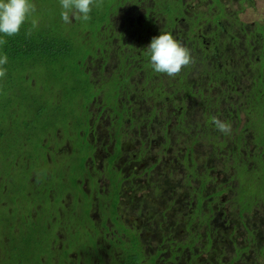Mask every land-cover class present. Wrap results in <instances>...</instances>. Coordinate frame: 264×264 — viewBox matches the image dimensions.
<instances>
[{
    "label": "flooded vegetation",
    "instance_id": "obj_1",
    "mask_svg": "<svg viewBox=\"0 0 264 264\" xmlns=\"http://www.w3.org/2000/svg\"><path fill=\"white\" fill-rule=\"evenodd\" d=\"M117 1L92 26L66 24L81 41L76 53L70 42L59 47L72 58L63 70L74 81L71 116L34 141L33 160L7 162L18 191L55 179L4 206L18 212L14 222L42 223L45 253L30 264H264V108L255 104L264 99V10L255 0ZM161 32L190 50L176 76L151 65L147 47ZM40 88L43 107L64 103ZM20 225L1 227L0 264L13 238L28 234Z\"/></svg>",
    "mask_w": 264,
    "mask_h": 264
},
{
    "label": "trees",
    "instance_id": "obj_2",
    "mask_svg": "<svg viewBox=\"0 0 264 264\" xmlns=\"http://www.w3.org/2000/svg\"><path fill=\"white\" fill-rule=\"evenodd\" d=\"M29 2L35 4L36 11L26 19L20 32L13 36L0 33V39L6 40L5 44L0 45V56L6 54L8 57L7 64L3 65L7 69L6 76L0 78V147L6 143H13L9 138H12L14 133L33 132L35 123L39 125L42 131L66 123L71 116L68 108L73 101L75 102L74 88L72 89L74 81L63 74V70L66 69L65 63L69 59L72 62V58L68 56L66 61V58L62 56L63 50L67 49L65 45L62 51H59L64 40L60 38L58 29L65 22L61 19L62 11H55L61 7V0H29ZM53 12H55L54 15H52ZM33 19L37 21L36 27L32 25ZM58 20L61 21L60 24ZM29 31L31 35H28ZM68 44V48L76 53L74 49L77 47L72 46V43ZM43 84L49 88V90H45L49 94L59 93L63 95L64 103L57 109L51 104L42 106L41 94L39 93L43 91L39 89H41L40 85ZM66 99L70 100L66 102ZM16 120H23V123L15 125ZM6 124L7 128L5 127ZM28 144L31 146L29 147V155L33 156L35 142L29 138ZM15 151V148L10 150L12 154ZM29 159L33 160L32 157ZM13 172H16L14 176H16L17 182L23 183L27 180L23 172ZM18 173L22 177H19ZM45 184L48 183L44 182L43 185ZM10 198L8 197V199ZM5 199H7L5 195L0 193V218L4 222L3 226L6 223L9 224L12 219L14 220L15 215H18V212L10 213V215L5 212L7 208L2 204ZM22 203L23 198H20V209L27 212L26 206ZM77 209L80 211L81 207H76L78 213ZM44 210H47L46 206H44ZM42 217L43 215H41ZM41 225L42 223H40ZM27 231V235L13 238L9 248L11 256L7 260V264L39 263V256L45 253L42 246L43 229L29 225Z\"/></svg>",
    "mask_w": 264,
    "mask_h": 264
},
{
    "label": "clouds",
    "instance_id": "obj_3",
    "mask_svg": "<svg viewBox=\"0 0 264 264\" xmlns=\"http://www.w3.org/2000/svg\"><path fill=\"white\" fill-rule=\"evenodd\" d=\"M94 0H61V19L66 23H72V18L76 20H90ZM98 6V5H97ZM36 11V6L29 0H0V33L13 36L20 32L21 26L26 19ZM33 27L37 21L32 20ZM28 35H31L29 31ZM6 40L0 39V45ZM150 55L151 65L155 72L166 73L168 76L178 75L182 68L192 62L190 50L174 38L170 32H161L160 35L152 38L147 47ZM8 62L7 55L0 56V78L6 76L7 69L3 67ZM215 127L224 134L231 133V125L227 121H222L218 117H213Z\"/></svg>",
    "mask_w": 264,
    "mask_h": 264
},
{
    "label": "rangeland",
    "instance_id": "obj_4",
    "mask_svg": "<svg viewBox=\"0 0 264 264\" xmlns=\"http://www.w3.org/2000/svg\"><path fill=\"white\" fill-rule=\"evenodd\" d=\"M261 1H264V0H255V7L257 9H259L261 12H263L264 10V5L261 3ZM118 1L117 0H94V3L93 5L91 6L92 10L91 12L89 13L90 15V20L88 21H83V20H76V22H80L82 26H85V25H88V26H92L95 22H97L98 20V17H103V20L106 19L107 17V10L112 6V5H117ZM261 3V4H260ZM98 5V6H97ZM116 9V8H115ZM62 6L59 7L55 12H58V11H62ZM258 10V11H259ZM52 15H54V13ZM248 12H249V9H248ZM254 14H252L251 16H253ZM58 23L60 24L61 21L58 20ZM59 28H62L64 29L65 31H67V33H69L70 35L69 36H65V34L63 33V40L66 41V42H70L72 43L73 45H75L76 47H78L79 43H81L80 41V37H75L72 33V28H68L66 26V23H63L59 26ZM261 64H260V67L257 69V71H261L262 69H264V59L262 58L261 60ZM245 69H242V71H244ZM247 71V70H245ZM248 72V71H247ZM248 73H251L252 76L255 75V71H249ZM250 78V77H249ZM250 81H245L243 82L242 84L244 86H246V84H249ZM255 104H257V107L258 108H264V99H259V100H255ZM23 123V120H16L15 121V125H18V124H22ZM5 127L7 128V124L5 125ZM54 128V126L52 127ZM45 132H43L42 130H40V127L37 123H35V125L33 126V132L31 133H19V134H16L14 133L13 137L12 138H9L13 143H6L4 144V146L0 147V169L1 170H6V172L8 173V170H7V162L9 160H12L14 157H17V158H21L23 159L22 162H24L25 160L29 162V156H27L29 154V151H30V148L28 147V145H25L23 144L28 142V139L29 138H32L33 141L35 142H39V140L41 142H44L45 141ZM15 141H19V142H15ZM22 141V142H21ZM12 148H15L17 153H11L10 150ZM23 169V167H22ZM23 171V170H22ZM3 171L1 172L0 171V175H2V177L0 176V180H2L3 182L1 183L2 187H4V184L7 183L9 185V189L8 190H5V191H2V187H0V193L8 196V197H15L17 196V194H29L28 191H18L20 190L19 189V185H16L14 183V181L12 180V178L9 176V173L8 175L6 176V182H5V177L4 175L2 174ZM55 181V179L53 178H50V182L48 184H45L43 185L42 183H40L39 181H36V182H26V187L29 188L30 190H32V193L29 194L30 195V198H36L38 197L39 195V190L42 189V188H48L50 186H53V182ZM4 204L5 206H10V207H13L15 208L16 206H13V202L11 201V199H5L4 202L2 203ZM63 207L66 206L65 202H61L60 203ZM56 205V212L59 211V202L55 204ZM78 210V213L74 212V215L72 214L71 215V218H70V221L75 225L76 223H79L82 221V215L80 214V211L79 209ZM53 215L52 216H49L48 218L52 221H61L59 218L60 216H58L56 219H53ZM232 217L234 219V211L232 212ZM196 223L198 224L199 220H198V217H196ZM24 223L27 224V226L29 225H34V220L31 218V219H25L23 220V222H20L19 220H17V222H14V220L12 219V221L10 222V226L12 227V225H14V230H11V229H6L5 228V234L7 233H13V231L17 232V231H20L21 229V225H23L24 227ZM37 227H39L40 229L42 228V226H40L39 223L35 224ZM3 225L0 223V229ZM43 229V228H42ZM77 233H81L80 230H77ZM14 236V235H13ZM5 251L4 249L3 250H0V255H3L5 257ZM3 259L0 261V263H2Z\"/></svg>",
    "mask_w": 264,
    "mask_h": 264
}]
</instances>
